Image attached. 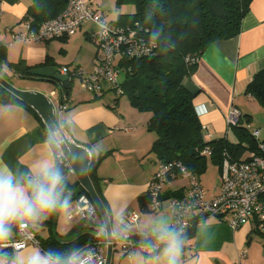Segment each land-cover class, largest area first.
Instances as JSON below:
<instances>
[{"label": "crops", "instance_id": "0c3cea01", "mask_svg": "<svg viewBox=\"0 0 264 264\" xmlns=\"http://www.w3.org/2000/svg\"><path fill=\"white\" fill-rule=\"evenodd\" d=\"M92 8L99 11L104 21L114 24H128L123 14L134 11L132 4H116L115 0H89ZM32 0H0V46L2 49L1 69L8 76L12 70L8 65L23 63L33 66H80L86 72L92 70L97 60V48L92 41L95 26L84 22L71 36L53 38L39 43L11 44L13 34L20 30L19 23L25 19ZM35 66V67H39ZM33 67V68H35ZM264 69V0H251L248 11L241 19L240 30L229 38L215 39L199 55L190 74L183 79V85L193 94V105L202 128L209 139L226 135V115L231 106L242 112L239 124L249 129L261 128L252 124L253 106L245 94V87L251 77ZM21 89H34L50 95L57 109L61 102L57 89L48 82L37 81L25 84ZM79 94L69 90L67 108L59 119L61 133L72 141L85 146L92 160H99L94 169L97 187L109 215L111 225L127 210L140 213L139 226L150 230L154 221L163 219L171 222L170 198L167 191L184 188V183L171 180L162 191L160 210L152 212L149 205L143 209L139 197L145 194L159 160L150 152L155 134L148 130V112H139L115 97L116 108L110 106L111 97L103 92ZM39 116V115H38ZM22 105L0 103V168L13 172H27L41 160L56 163L55 150L46 140L49 131L42 119ZM133 127L129 134L118 131L122 125ZM235 140L234 134L228 135ZM249 150L242 157L248 156ZM103 156V157H101ZM101 157V158H100ZM76 178L70 182H74ZM204 188V187H203ZM220 180L208 190L205 197L218 194ZM68 209L60 217L61 209L37 224L35 233L39 240L52 236V226L60 236L75 233L85 222L78 216L66 219L76 203L72 191L65 192ZM15 231V229H14ZM126 228L124 233L129 232ZM15 237V236H14ZM35 244H27L28 248ZM23 249V248H22ZM42 249V248H41ZM7 252V250H3ZM15 251L7 252L12 255ZM107 255V248H106ZM144 257L148 264H155L139 251L131 256L113 249L110 264H138ZM179 264H264V237L256 230V223L250 220L233 229L224 220L207 217L194 229V236L184 241Z\"/></svg>", "mask_w": 264, "mask_h": 264}, {"label": "trees", "instance_id": "16d2710c", "mask_svg": "<svg viewBox=\"0 0 264 264\" xmlns=\"http://www.w3.org/2000/svg\"><path fill=\"white\" fill-rule=\"evenodd\" d=\"M115 1L118 5H133V12L123 14L128 21L127 25L136 27L142 36L156 43L152 55L123 58L118 62V65L126 75L124 82L120 83L122 94H126L130 104L139 111L150 113L147 128L155 134L150 152L156 155L159 162L178 161L199 177L206 168L207 155L219 169L224 152H228L233 158L238 159L242 158L246 150H254L257 141L251 136V129L239 124L241 119L232 127L236 142L229 140L226 136L205 139L193 105V94L183 85V79L190 74L197 63L192 61V58L199 57L204 48L213 40L229 38L239 32L241 19L248 11L251 0ZM65 4L66 0H32L25 19L32 18L33 26H36L42 21L55 17ZM2 49L0 46L1 75ZM22 64L8 65V68L13 72L12 77L22 79L29 74L30 69L41 65L40 63L33 66ZM244 92L264 106V69L257 71L251 77ZM68 95L69 92L63 97V101L67 100ZM0 103L22 105L39 117L30 106L1 85ZM43 126L47 130L44 124ZM58 131L63 136L60 125ZM205 148H208V154L202 153ZM99 160H92L88 173L101 198L94 174ZM56 163L61 167L66 177L65 192L72 191L73 199H77L82 193L88 196L78 181L70 182L63 166L57 160ZM182 193L183 188L167 191L171 197H179ZM139 199L143 209H146L149 204L147 190ZM83 221L85 222V220ZM101 222L102 219L99 215V223ZM79 231H83V233L67 243L60 242L53 236H49L45 240H38L43 250L55 249L59 251L84 246L98 240L86 222ZM182 235L184 241L191 239L194 236V229H190Z\"/></svg>", "mask_w": 264, "mask_h": 264}, {"label": "built area", "instance_id": "2783aa9c", "mask_svg": "<svg viewBox=\"0 0 264 264\" xmlns=\"http://www.w3.org/2000/svg\"><path fill=\"white\" fill-rule=\"evenodd\" d=\"M90 21L95 26L92 31V41L97 48V60L91 71L86 72L80 66H62L61 74H66L71 80L78 79L82 90L98 93L104 90V82L111 85L116 94H122L118 75L123 70L118 62L123 58H139L154 53L156 43L141 35L136 27L127 24H114L104 21L98 10L91 7L89 0H66L64 8L53 18L33 26V19L26 18L19 23L12 37L11 44L39 43L53 38L71 36L81 25ZM199 57L192 58L197 62ZM67 101H61L56 109L57 119L67 108ZM241 110L231 106L225 117L227 123L226 137L232 136V127L242 118ZM59 126V122H58ZM119 129L125 134L133 131V127L124 124ZM203 137L209 139V134L202 128ZM59 138H69L56 133ZM260 129H253L251 136L257 141L256 148L249 150L248 156L235 159L228 152L222 154L219 166L220 190L211 198L205 197L204 188L198 176L193 174L178 161L159 162L147 186L149 209L152 212L160 210L162 191L171 181L185 178L187 183L181 196L170 198V225L180 230L182 234L205 221L207 217H217L224 220L231 228L236 229L243 223L254 220L257 232L264 237V141L259 140ZM236 142V139L233 140ZM208 154V148L202 150ZM55 158L66 171V175H74L73 169L56 150ZM78 216L85 220L88 227L95 233L99 223V213L90 198L82 193L76 199L73 210L67 219ZM124 226L128 230L121 240H111L113 249H119L123 255L131 256L135 251L148 255L142 247V233L147 230L139 226L140 213L127 210L122 214ZM120 216L117 218L119 220ZM34 228H21L17 235L3 250L7 252L22 249L27 244L40 245ZM16 231V230H15ZM29 233L33 239H26ZM108 241L96 240L84 247L95 250L98 264L106 262Z\"/></svg>", "mask_w": 264, "mask_h": 264}, {"label": "clouds", "instance_id": "9594fccd", "mask_svg": "<svg viewBox=\"0 0 264 264\" xmlns=\"http://www.w3.org/2000/svg\"><path fill=\"white\" fill-rule=\"evenodd\" d=\"M46 143L55 150H63L64 141L57 136L53 121H49ZM65 180L61 167L50 160L38 161L27 172L0 168V264H98L95 250L84 246L64 251L25 246L12 255L3 251L19 229L34 228L47 220L49 215L67 206ZM96 200L99 204L98 198ZM125 231L121 215L116 225L110 226L107 219L102 221L95 236L104 241L121 240ZM142 236V247L148 253V259L155 264H179L184 245L180 230L160 219L154 221L150 230L143 232ZM33 238L30 233L26 237ZM138 264L148 262L140 257Z\"/></svg>", "mask_w": 264, "mask_h": 264}, {"label": "water", "instance_id": "95a60500", "mask_svg": "<svg viewBox=\"0 0 264 264\" xmlns=\"http://www.w3.org/2000/svg\"><path fill=\"white\" fill-rule=\"evenodd\" d=\"M29 74L24 76L23 80H35L43 81L52 84L58 91L60 100L69 92L71 88V79L66 74H61L59 70H56L52 66H39L29 70ZM0 85L24 102L26 105L30 106L42 119L44 125L49 131V121H53L56 126V133H58V119L56 115V107L51 99L50 95L34 90V89H21L14 86L8 80H6L0 74ZM64 141L63 150H60L65 160L68 162L69 166L74 171V176L78 181L79 185L88 194L90 200L93 202L97 211L104 221L107 219L110 223L109 215L106 211L105 205L94 188V185L89 177V167L92 162V156L90 151L80 144L72 141L69 138H60ZM66 196V194H65ZM99 204H97V199ZM102 206V207H101ZM56 213V212H55ZM83 231H78L67 236H60L56 233L54 229V224L52 226V236L55 237L60 242H70L81 235ZM107 245V255L105 264L111 263V253L112 246L110 241Z\"/></svg>", "mask_w": 264, "mask_h": 264}, {"label": "rangeland", "instance_id": "374dc122", "mask_svg": "<svg viewBox=\"0 0 264 264\" xmlns=\"http://www.w3.org/2000/svg\"><path fill=\"white\" fill-rule=\"evenodd\" d=\"M1 73L5 78H7L10 81V83H12L14 86H16L18 88L23 87L25 84L31 85V84H34L35 82H37L35 80H23L21 78H16L14 76L10 77L2 71H1ZM125 77H126L125 72L123 70H121L119 75H118L119 82L123 83L125 80ZM103 85H104V90L102 91L103 92L102 95L105 97V99L106 98L109 99V97H111V99H110V102H111L110 106L111 107L116 108L115 97H118L121 99L122 102L123 101L126 102L128 104V106L132 107L136 111H139L137 108H135L133 105L130 104L126 94H119V95L116 94V92L111 89V85L108 82H104ZM71 88L73 91H77L79 94H85L84 90H82L80 87L78 79H73L71 81ZM249 100L253 106V115H252V121L253 122H252V124L257 122V124H254V125H256L257 128L258 127L261 128L260 139L264 140V106H262L261 103L258 100H256L255 98L249 99ZM139 112H141V111H139ZM117 130L120 132H123L121 129H117ZM68 177L70 180H72L75 176L69 175ZM218 177H219V169L217 168V166H215L212 163L209 155H207L206 168L199 175V179H200L202 186L205 189L208 188V190L213 189L217 184ZM177 180L179 182H177L176 184L184 183L186 185V183H187L185 178H179ZM67 212H68V209H61L60 217H65ZM66 219H67V217H66ZM147 259H148V257H147Z\"/></svg>", "mask_w": 264, "mask_h": 264}]
</instances>
